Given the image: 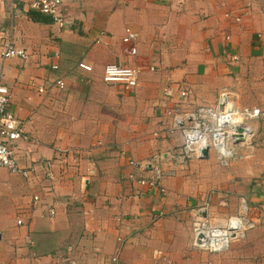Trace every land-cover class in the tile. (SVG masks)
Wrapping results in <instances>:
<instances>
[{
    "label": "crops",
    "instance_id": "1",
    "mask_svg": "<svg viewBox=\"0 0 264 264\" xmlns=\"http://www.w3.org/2000/svg\"><path fill=\"white\" fill-rule=\"evenodd\" d=\"M32 1L0 0V78L26 136L16 160L33 171L0 168V264H190L181 230L201 205L185 197L176 119L216 105L222 91L243 107L258 92L264 109V0H65L62 26ZM7 39L27 59L2 58ZM113 64L140 69L135 90L103 82ZM157 171L164 193L138 183ZM228 178L213 185L218 204L244 203L264 223V182ZM260 231V258L248 234L245 264H264Z\"/></svg>",
    "mask_w": 264,
    "mask_h": 264
},
{
    "label": "built area",
    "instance_id": "2",
    "mask_svg": "<svg viewBox=\"0 0 264 264\" xmlns=\"http://www.w3.org/2000/svg\"><path fill=\"white\" fill-rule=\"evenodd\" d=\"M63 1L65 0H33L30 3V8L47 16L54 24L62 26L65 22L61 8ZM178 1L184 2V0ZM135 38L134 33L126 31L125 42H132ZM7 40L1 52L2 58L27 59L28 55L24 50L16 48L11 40ZM131 51L134 53L135 49L132 48ZM231 59L237 60L236 56H232ZM78 67L87 72L91 71L90 67L82 63ZM51 69L56 70L57 66H52ZM139 74L140 69L137 67L113 64L105 66L102 79L106 85L118 87L124 92H130L137 88ZM54 86L63 89V80H55ZM39 92L43 93V89L40 88ZM180 96L186 98L187 93L180 92ZM10 99V91L0 78V168L7 170L10 174L27 179L32 175V169L21 168L16 160L19 143L25 140L26 136L22 130V125L10 109ZM260 116L261 113L258 108L237 107L231 94L228 91H222L214 108L198 107L184 120L176 119L177 126L182 130L183 144L175 156L184 162L185 159L192 156L202 157L201 151L207 149L208 151L214 150L217 157L222 160L229 159L232 156V146L237 144L238 140H240L238 143H245L249 139L250 135L247 134L248 129H250L248 123L257 120ZM185 122H188L186 126ZM238 129H241L240 133ZM45 166L48 168L49 164L46 163ZM160 180L161 174L157 171L152 179H140L138 183L152 188L158 186L157 188L164 193L165 190L159 186ZM33 199L37 201L38 197L34 196ZM202 210H198L197 215L200 216ZM17 224L21 225L22 220L18 219ZM244 228V220L239 217L228 219L223 227L213 228L203 217L202 220L196 218L193 222L194 247L213 253L224 251L228 248L230 240L241 237ZM118 260V257L115 256L110 260V264H119ZM68 263L75 264L73 261Z\"/></svg>",
    "mask_w": 264,
    "mask_h": 264
},
{
    "label": "rangeland",
    "instance_id": "3",
    "mask_svg": "<svg viewBox=\"0 0 264 264\" xmlns=\"http://www.w3.org/2000/svg\"><path fill=\"white\" fill-rule=\"evenodd\" d=\"M260 98L261 96L258 92L253 93V102L247 107L258 108L261 116L257 120L248 123L250 128L248 129V136L250 135L249 139L245 143L234 144L231 149L232 156L229 159H220L217 157L214 150H211L209 156L204 158L191 157L185 159V165L182 168V177L187 185L185 197L194 200L197 199L199 201L201 209H203V211L205 209V216L208 215L205 221L212 226V228L223 227L226 225L228 219L239 217L244 220L245 227L241 233V237L229 241L228 248L235 250V253L231 254V257L229 256L230 260L225 256L229 249L213 253L208 250H199L193 245L187 246L185 233H188V230H192L191 233H193V222L196 218L202 220L201 214L200 216L196 213L193 214V216L190 215V219L185 220V229L181 230V239L183 243L185 242L184 255L186 258H189L188 262H190V264H213L214 256H222L220 264L228 263L229 260L234 264H245V259L247 257H245L244 240L248 234H253L252 236L256 235V237L254 236L251 239V242L256 244L254 246L255 250L252 251V261L255 262L260 258V254H257V250L260 252V229L264 228V223L257 221L258 217H256L255 211L250 212L248 206L244 203L240 204V208L238 202L236 204L235 202L231 204L226 202L225 204L219 205V201L215 200V194L212 190L214 184L230 183V179L228 178L230 174L233 181H239L242 178L244 180L246 177L248 180H253L255 183L264 182V109L259 106L260 102H258V99ZM235 100L234 102L236 103ZM216 105L211 106V108H214ZM236 106L243 107L238 104H236ZM250 161H252L251 164L249 163ZM202 198H204L205 201L202 202ZM203 203L204 205H202ZM213 206H215L218 211L220 209V212L225 216H218L219 213L214 214L212 210ZM258 213L260 214V212ZM262 216L264 217V211L262 212ZM262 232L264 233V231ZM178 249L179 252L182 250L181 247ZM153 258L162 261V255L158 251L154 252Z\"/></svg>",
    "mask_w": 264,
    "mask_h": 264
},
{
    "label": "water",
    "instance_id": "4",
    "mask_svg": "<svg viewBox=\"0 0 264 264\" xmlns=\"http://www.w3.org/2000/svg\"><path fill=\"white\" fill-rule=\"evenodd\" d=\"M238 132L240 133L241 132V129H238ZM238 142H240V140H238ZM201 154H202V157H207L208 156V150L207 149H203L201 151Z\"/></svg>",
    "mask_w": 264,
    "mask_h": 264
},
{
    "label": "bare ground",
    "instance_id": "5",
    "mask_svg": "<svg viewBox=\"0 0 264 264\" xmlns=\"http://www.w3.org/2000/svg\"><path fill=\"white\" fill-rule=\"evenodd\" d=\"M249 133V130L247 131V134ZM202 146H203V143H202Z\"/></svg>",
    "mask_w": 264,
    "mask_h": 264
}]
</instances>
